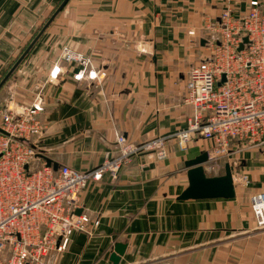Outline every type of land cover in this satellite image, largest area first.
Masks as SVG:
<instances>
[{
  "label": "crops",
  "instance_id": "obj_1",
  "mask_svg": "<svg viewBox=\"0 0 264 264\" xmlns=\"http://www.w3.org/2000/svg\"><path fill=\"white\" fill-rule=\"evenodd\" d=\"M62 0H0V80ZM248 0L231 3L244 13ZM227 0H68L0 88V108L21 109L40 95L41 133L32 138V167L66 165L84 171L105 152L115 154L116 134L139 143L185 128L193 115L184 102L187 73L209 53L205 23H216ZM194 28L195 36L187 30ZM204 40V43L201 41ZM63 47L92 59L98 80L76 81L74 63H56ZM61 68L50 80L54 65ZM167 156L143 154L125 162L116 179L103 174L80 193L79 212L99 224L73 231L67 247L46 264H113L114 244H126L118 264H264V228L250 210L264 190V147L211 158L206 176L229 161L233 198L179 199L188 186L184 162L212 142L194 136L186 151L175 137ZM226 158V159H224ZM237 162L234 166L232 162ZM223 168V173L209 174ZM53 167V166H52Z\"/></svg>",
  "mask_w": 264,
  "mask_h": 264
},
{
  "label": "built area",
  "instance_id": "obj_2",
  "mask_svg": "<svg viewBox=\"0 0 264 264\" xmlns=\"http://www.w3.org/2000/svg\"><path fill=\"white\" fill-rule=\"evenodd\" d=\"M232 2L227 0L216 23L202 27L208 33L204 45L209 53L187 73L184 102L193 115L185 128L139 143L118 133L115 154L105 152L103 160L88 170L32 167L38 153L32 138L42 130L40 95L19 110L0 108V264H46L49 252L67 247L73 231L91 233L89 224L96 227L99 220L76 212L80 193L104 173L116 179L121 166L134 156L166 158L168 137H175L183 152L196 135L209 140L211 158L264 147V0H248L240 14H235ZM187 33L195 36L196 30ZM59 61L76 64V81L98 80L102 74L90 57L68 47L62 48ZM60 73L55 64L49 79ZM249 207L264 228V190L251 195ZM146 264L169 262L159 258Z\"/></svg>",
  "mask_w": 264,
  "mask_h": 264
},
{
  "label": "water",
  "instance_id": "obj_3",
  "mask_svg": "<svg viewBox=\"0 0 264 264\" xmlns=\"http://www.w3.org/2000/svg\"><path fill=\"white\" fill-rule=\"evenodd\" d=\"M68 0H62L58 5L52 16L47 20L44 26L40 31L35 35L32 41L27 45L23 50L20 56L16 59L13 65L5 73V75L0 80V88L9 78L12 72L16 69L19 63L24 59L30 49L33 47L35 42L38 40L44 29L53 19V17L64 7ZM243 41H246V37L243 38ZM204 43V40L201 41ZM240 45L239 49H241ZM224 80L222 77L219 84ZM208 161V153L206 151H201L194 158H190L184 162L185 167L187 168L186 174L188 178V186L180 193L178 196L179 199H199V198H233L235 196V188L233 184L232 172L230 164L228 162L224 165V173L218 176H206L204 172L203 164ZM46 165L53 166V169H56V165L53 162L46 158ZM80 213L79 210L76 211ZM126 248L125 243L116 242L114 244L113 252L110 254V261L113 264H118L120 257L123 255Z\"/></svg>",
  "mask_w": 264,
  "mask_h": 264
},
{
  "label": "rangeland",
  "instance_id": "obj_4",
  "mask_svg": "<svg viewBox=\"0 0 264 264\" xmlns=\"http://www.w3.org/2000/svg\"><path fill=\"white\" fill-rule=\"evenodd\" d=\"M241 151H243V150H241ZM229 155H230V154H229ZM229 155H228V156H229ZM228 156H226V157H228ZM224 159H226V158H224ZM227 162L229 163V161H227ZM232 163H233V164L235 163L234 166L237 165V162H236V161H235V162H232ZM211 168H212V165L208 164V165H207V170H209V171H208L209 174L223 173V168H222V167H221L220 169H217L216 171H214V170L211 171Z\"/></svg>",
  "mask_w": 264,
  "mask_h": 264
}]
</instances>
